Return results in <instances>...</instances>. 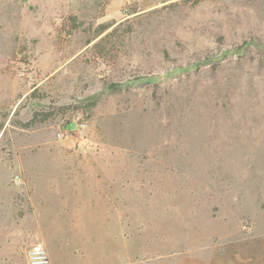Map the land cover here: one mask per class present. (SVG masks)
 I'll return each mask as SVG.
<instances>
[{
  "label": "rangeland",
  "instance_id": "rangeland-1",
  "mask_svg": "<svg viewBox=\"0 0 264 264\" xmlns=\"http://www.w3.org/2000/svg\"><path fill=\"white\" fill-rule=\"evenodd\" d=\"M38 241L264 264V0H0V264Z\"/></svg>",
  "mask_w": 264,
  "mask_h": 264
},
{
  "label": "built area",
  "instance_id": "built-area-1",
  "mask_svg": "<svg viewBox=\"0 0 264 264\" xmlns=\"http://www.w3.org/2000/svg\"><path fill=\"white\" fill-rule=\"evenodd\" d=\"M17 180L21 178L17 176ZM28 264H52L46 245L42 241L31 244L25 251Z\"/></svg>",
  "mask_w": 264,
  "mask_h": 264
},
{
  "label": "trees",
  "instance_id": "trees-1",
  "mask_svg": "<svg viewBox=\"0 0 264 264\" xmlns=\"http://www.w3.org/2000/svg\"><path fill=\"white\" fill-rule=\"evenodd\" d=\"M68 27L70 28V31H72L73 29L77 28L78 27V24H77V18L76 17H71L70 19V23L68 24ZM110 26H105L100 33L104 32L106 29H108ZM91 41H89L88 43H90ZM45 119V117L43 118ZM41 120V119H40ZM37 121H39L38 119V114H36L31 120L30 122H28V125H32L34 123H36Z\"/></svg>",
  "mask_w": 264,
  "mask_h": 264
}]
</instances>
